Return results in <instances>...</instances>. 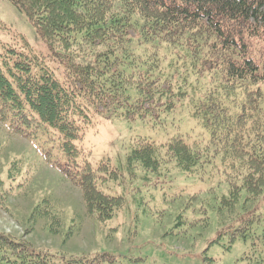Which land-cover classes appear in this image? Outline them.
Instances as JSON below:
<instances>
[{"label": "trees", "instance_id": "trees-1", "mask_svg": "<svg viewBox=\"0 0 264 264\" xmlns=\"http://www.w3.org/2000/svg\"><path fill=\"white\" fill-rule=\"evenodd\" d=\"M7 1L25 15L63 74L59 80L49 71L32 72L24 60L12 66L1 60L0 122L38 152L52 145L55 160L48 164L80 190L90 216L108 220L124 204L100 190L121 170L108 160L94 167L78 147L91 113L155 121L186 109L208 138H139L126 154V169L174 163L193 175L218 160L232 172L221 201L227 213L243 196L245 203L264 195V0ZM10 195L0 180L1 206ZM261 220L254 212L239 219L230 242L245 239L253 223L262 225L264 238ZM101 261L113 262L108 255L56 254L0 234V264ZM262 261L244 256L235 264Z\"/></svg>", "mask_w": 264, "mask_h": 264}, {"label": "rangeland", "instance_id": "rangeland-1", "mask_svg": "<svg viewBox=\"0 0 264 264\" xmlns=\"http://www.w3.org/2000/svg\"><path fill=\"white\" fill-rule=\"evenodd\" d=\"M10 49L16 54L8 53ZM1 60L10 66L24 60L34 73L49 71L62 78V64L7 0H0ZM181 111L155 121L90 114L79 149L88 153L94 167L108 160L121 170L117 181L100 187L124 199L121 209L105 221L90 216L80 190L48 164L55 160L52 145L42 147L44 154L38 152L29 140L11 132L9 123L0 122V180L11 194L0 205V234L65 256L112 257V263L98 264H235L244 256H264L262 225L253 223L245 239L230 242L239 219L254 212L264 223V195L245 203L243 196L227 213L221 201L229 196L232 172L218 160L193 175L174 163L156 171L138 165L126 169V154L139 138L152 143L186 135L208 138L187 110Z\"/></svg>", "mask_w": 264, "mask_h": 264}]
</instances>
